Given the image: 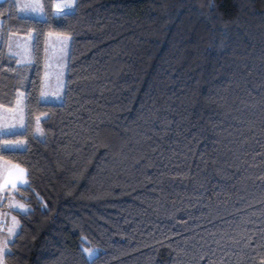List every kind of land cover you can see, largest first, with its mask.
I'll list each match as a JSON object with an SVG mask.
<instances>
[{"label": "trees", "instance_id": "16d2710c", "mask_svg": "<svg viewBox=\"0 0 264 264\" xmlns=\"http://www.w3.org/2000/svg\"><path fill=\"white\" fill-rule=\"evenodd\" d=\"M42 1L45 19L0 2L35 35L26 128L6 137L27 147L0 152L33 208L6 262L264 264V0ZM52 34L72 37L62 103L40 99Z\"/></svg>", "mask_w": 264, "mask_h": 264}, {"label": "rangeland", "instance_id": "374dc122", "mask_svg": "<svg viewBox=\"0 0 264 264\" xmlns=\"http://www.w3.org/2000/svg\"><path fill=\"white\" fill-rule=\"evenodd\" d=\"M0 2L14 3L20 16L37 19L47 17L44 7L42 14L39 10L35 13L31 11L32 7L43 4L42 0H0ZM66 2H73V0H55V15H57L56 4ZM75 6L76 0H74L73 9L65 10V12L73 11ZM34 38L33 31L19 33L14 30L12 19L5 21L4 18H0V54H3L0 70L3 69V73L13 82L10 93L0 96V128H13L15 133L23 132L26 128V89L32 77L35 61ZM71 44L72 37L70 35L52 34L48 36L40 94L42 102L62 103L64 101ZM41 118H38L36 128L41 129L42 134L37 133V129L36 134L44 138ZM6 139L23 142L18 149L27 147V141L23 138L10 137ZM2 143L3 140H1ZM14 166H18V168ZM20 169L23 171L20 172ZM27 173V168L24 165L0 157V264H8L6 254L10 250L11 241L20 228V218L14 211L27 213L33 208L32 204L20 197L22 195L21 188L28 184ZM6 178L8 186L3 187ZM21 180L24 183H20ZM12 183L17 184L15 189L11 187ZM81 246L83 250L85 248L96 250L93 257L100 252L99 247L93 245L87 237H82Z\"/></svg>", "mask_w": 264, "mask_h": 264}, {"label": "snow or ice", "instance_id": "6c2138e0", "mask_svg": "<svg viewBox=\"0 0 264 264\" xmlns=\"http://www.w3.org/2000/svg\"><path fill=\"white\" fill-rule=\"evenodd\" d=\"M25 7L27 8L28 6H25ZM43 7H44L43 4H38L36 7H32L31 11L35 13L39 10L40 14H42ZM73 7H74V0H73V2H66V3H62V4L58 3V4H56L57 15H64L65 10H71V9H73ZM37 133L42 134L41 129L37 128ZM15 134H17V133H15L13 128H0V140H3V143L0 144V152H5V153L11 152V151H14L15 149H18L22 146L23 142H21V141H11V140L6 139L7 136L15 135ZM14 167L18 168V166H14ZM19 171L22 172L23 170L20 169ZM10 175H11V173H10ZM20 183H24V181L21 180ZM7 186H8V180L6 178L3 187H7ZM11 187L15 189L17 187V184L12 183ZM83 251L86 254L87 259L92 260L93 256L95 255L96 250L85 248Z\"/></svg>", "mask_w": 264, "mask_h": 264}, {"label": "crops", "instance_id": "0c3cea01", "mask_svg": "<svg viewBox=\"0 0 264 264\" xmlns=\"http://www.w3.org/2000/svg\"><path fill=\"white\" fill-rule=\"evenodd\" d=\"M14 213H15V211H14ZM16 214V213H15Z\"/></svg>", "mask_w": 264, "mask_h": 264}]
</instances>
